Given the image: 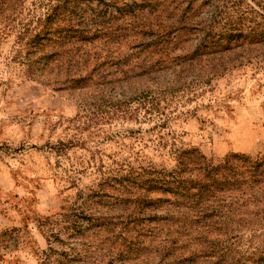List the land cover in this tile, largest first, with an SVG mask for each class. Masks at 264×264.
<instances>
[{
	"label": "rangeland",
	"instance_id": "374dc122",
	"mask_svg": "<svg viewBox=\"0 0 264 264\" xmlns=\"http://www.w3.org/2000/svg\"><path fill=\"white\" fill-rule=\"evenodd\" d=\"M86 6L0 0V264H143L150 229L170 230L126 223L145 192L140 172L174 163L171 150L181 147L212 163L230 152L264 154V46L218 60L213 42L193 54L196 32L187 30L159 72L140 75L133 42L43 37L47 7L57 27L78 23ZM178 53L186 56L174 63ZM156 96L159 111L144 102ZM192 234L183 256L205 247ZM137 236L140 252L131 247Z\"/></svg>",
	"mask_w": 264,
	"mask_h": 264
},
{
	"label": "trees",
	"instance_id": "16d2710c",
	"mask_svg": "<svg viewBox=\"0 0 264 264\" xmlns=\"http://www.w3.org/2000/svg\"><path fill=\"white\" fill-rule=\"evenodd\" d=\"M252 1L258 8L248 0H88V6L75 14L78 23L71 18L68 26L57 27L53 19L57 15L47 7L46 20L52 25L43 37L54 32L60 34L58 41L70 43L103 33L109 42H133L138 68H143L140 75H154L161 70V58L173 53L187 30L196 32L193 54L213 42V58L218 60L239 50L247 56L245 45L264 46V0ZM182 56L186 55L175 54L173 62ZM159 97L144 102L159 111L164 100ZM171 153L174 163L153 162L144 170L147 176L138 174V187L145 192L136 199L133 219L126 220L169 226L162 237L155 233L158 225L150 229L152 256L143 264H264V154L230 152L212 163L197 147ZM246 231L250 245L243 249L240 242ZM192 233L205 247L183 256L178 252L186 244L183 237ZM131 245L135 252L146 248L138 236Z\"/></svg>",
	"mask_w": 264,
	"mask_h": 264
}]
</instances>
